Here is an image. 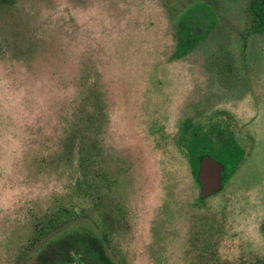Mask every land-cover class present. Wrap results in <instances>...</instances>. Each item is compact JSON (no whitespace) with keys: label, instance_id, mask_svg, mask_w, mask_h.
Returning a JSON list of instances; mask_svg holds the SVG:
<instances>
[{"label":"rangeland","instance_id":"374dc122","mask_svg":"<svg viewBox=\"0 0 264 264\" xmlns=\"http://www.w3.org/2000/svg\"><path fill=\"white\" fill-rule=\"evenodd\" d=\"M247 6L0 8V264H110L92 238L103 233L113 264H264V35H248ZM194 31V49L174 57ZM198 117L232 127L247 151L204 201L174 142ZM61 205L86 214L32 243ZM117 207L126 218L115 223Z\"/></svg>","mask_w":264,"mask_h":264},{"label":"trees","instance_id":"16d2710c","mask_svg":"<svg viewBox=\"0 0 264 264\" xmlns=\"http://www.w3.org/2000/svg\"><path fill=\"white\" fill-rule=\"evenodd\" d=\"M208 1L213 2L215 0ZM246 1L250 24L248 35H264V0ZM15 2L16 0H0V8L14 5ZM194 33V35L191 34L192 41L194 42L189 43L188 47H185L183 40H181L174 57L181 58L194 49L196 42L200 41V34L195 31ZM219 70L220 73L225 74L227 71H231V67L228 66V68H226L222 66ZM174 142L182 156L188 161L197 185H199L197 180L199 163L203 156L213 153V157L224 164L226 176L223 181L222 191L247 157V151L240 144L237 134L232 127L224 125L222 122H203L199 120V117L187 118L179 131L175 133ZM93 147L97 149L96 142H94ZM103 175L106 176L105 173H103ZM199 200L204 201L200 197ZM117 213L118 216L112 218L115 223H117L118 219L124 220L126 218L125 210L117 207ZM85 214L86 210L76 206L61 205L54 208L37 222L32 243H39L51 235L60 232L64 227L75 222L79 217ZM92 238H94V243L103 250L105 255L102 257L104 261L113 264L112 258L106 255L105 243L108 242L107 234L103 233L101 238L96 235ZM113 251L115 257L122 261L119 256V251L116 249Z\"/></svg>","mask_w":264,"mask_h":264},{"label":"water","instance_id":"95a60500","mask_svg":"<svg viewBox=\"0 0 264 264\" xmlns=\"http://www.w3.org/2000/svg\"><path fill=\"white\" fill-rule=\"evenodd\" d=\"M225 176V166L222 162L211 155L203 156L200 159L197 177L200 186L199 197L205 200L221 192Z\"/></svg>","mask_w":264,"mask_h":264}]
</instances>
